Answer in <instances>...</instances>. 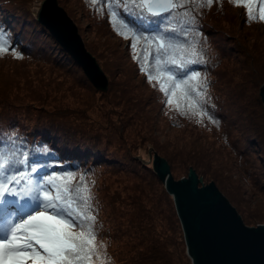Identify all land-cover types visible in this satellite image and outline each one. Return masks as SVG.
Segmentation results:
<instances>
[{
  "label": "trees",
  "instance_id": "trees-1",
  "mask_svg": "<svg viewBox=\"0 0 264 264\" xmlns=\"http://www.w3.org/2000/svg\"><path fill=\"white\" fill-rule=\"evenodd\" d=\"M30 1L0 0V26L19 57L12 51L0 54V157H6L5 162L17 170L38 165L41 174L71 173L74 187L83 177L92 197L96 244L102 256V260L94 257L92 264H184V243L173 200L167 196L170 214L154 185L162 181L143 163L134 150L136 144H151L166 159L175 178L182 170L187 175L184 167H191L206 180L204 160H221L227 177L241 190L243 201L236 203L240 209L242 203L264 198V111L258 94L259 83H264V54L260 52L264 50V22L259 20L264 0H253L255 19L243 4L213 0L211 6L196 9L193 26L181 22L188 17L169 21L177 29L176 34H169L175 35L173 43L185 45V53L191 52L190 46L200 53L199 60L185 72L174 66L170 70L180 78L191 72L200 74L190 85L206 83V89H200L204 91L201 110L206 115H194L189 100L179 93L172 105L166 103L159 82L147 79L149 72L159 75L154 53L146 56L150 46L143 40L137 42L134 52L132 38L117 34L110 22L109 0H98L96 5L78 0L80 7L76 2L81 18L88 21L86 28L100 42L99 47L90 43L85 47L108 78L105 93L92 87L37 23L25 7ZM128 20L148 32L157 31L160 24L133 16ZM258 25H263L262 32ZM136 54L139 60L133 59ZM173 56L179 60L181 53L172 49L166 59ZM185 58L193 59L190 55ZM121 80L132 95L119 89ZM161 81L169 86L166 77ZM177 103L184 114L177 110ZM25 157L27 165L21 163ZM118 175L128 178L124 188L116 190L110 186L114 180L110 177L117 179ZM150 177L153 180H147ZM242 218L247 226L262 223L253 214L243 212ZM155 232L158 237L152 235ZM140 239L147 241L149 250L139 247Z\"/></svg>",
  "mask_w": 264,
  "mask_h": 264
},
{
  "label": "snow or ice",
  "instance_id": "snow-or-ice-1",
  "mask_svg": "<svg viewBox=\"0 0 264 264\" xmlns=\"http://www.w3.org/2000/svg\"><path fill=\"white\" fill-rule=\"evenodd\" d=\"M90 2L96 5L98 0ZM99 2L103 3L104 0ZM233 2L243 4L248 9L249 17L255 19L253 0ZM212 4L213 0H119L118 3L109 0L108 3L110 22L117 34L125 39L132 38L134 52L137 42L143 40L150 46L145 49L146 56L154 53L159 75L147 73L148 81L159 82L168 105L174 103L173 97L177 93L188 99L189 109L194 110V115L208 114L201 110L204 91L200 90L206 89L207 85L192 87L190 82L199 79L198 72L180 78L170 70V66L185 72L188 65L199 60L200 53L194 46H190V53H185V45L173 43L175 35L169 34H176L177 29L169 21L177 16L188 17L181 22L193 26L196 23L193 15L196 9ZM128 16L149 20L150 23L159 21L158 30H142L128 20ZM259 20L264 22V6L260 8ZM183 35L187 38V31H183ZM172 49L181 53L179 60L175 56L166 59ZM9 51L19 58L0 26V54ZM188 55L193 59H186ZM133 59L139 60L140 57L136 54ZM141 71H145V68L141 67ZM161 77L167 78L168 87ZM176 108L184 114L180 104L177 103ZM6 159L0 157V264H92L94 257L102 260L96 244V215L91 206L92 197L83 177L74 187L71 173L41 174L38 165L17 170L11 168ZM21 163L27 165V157Z\"/></svg>",
  "mask_w": 264,
  "mask_h": 264
},
{
  "label": "water",
  "instance_id": "water-1",
  "mask_svg": "<svg viewBox=\"0 0 264 264\" xmlns=\"http://www.w3.org/2000/svg\"><path fill=\"white\" fill-rule=\"evenodd\" d=\"M32 14L92 87L105 92L104 72L57 0H35ZM259 97L264 111V86ZM153 170L172 196L192 264H264V224L245 225L214 182L201 185L192 168L186 178L175 180L167 162L154 153Z\"/></svg>",
  "mask_w": 264,
  "mask_h": 264
},
{
  "label": "rangeland",
  "instance_id": "rangeland-1",
  "mask_svg": "<svg viewBox=\"0 0 264 264\" xmlns=\"http://www.w3.org/2000/svg\"><path fill=\"white\" fill-rule=\"evenodd\" d=\"M34 1L35 0H31L30 2L25 3V7L27 9H29L31 11V13H32V8H33ZM57 2H58V5L61 6L66 11V13L68 14V16L75 23V25H76V27L78 29V33H79V35L81 36V38L83 40L84 46H85V43L86 44H89L90 43V44H93V45L99 47L100 46L99 40L96 39L92 35V33L90 32V30L88 28H86L88 26L87 25L88 24V21L83 20V18H81V16H80V11H81V10H79V7L81 6L80 1H78V0H57ZM76 2L78 3L79 7H78V5H77ZM67 6H69L73 10L72 11H69L67 9ZM2 8L4 10H6V12H7V8L4 5L2 6ZM237 13H238V15H242L241 12H239V11H237ZM241 27H242V25H241ZM257 30L259 32H262L263 31V25H258ZM252 36H253L252 38H254V39L261 40L260 38H258L257 35H252ZM36 40L37 41H42L41 37H39V36H36ZM260 52L262 54H264V50H260ZM92 56L95 58V56L93 54H92ZM97 63H98V61H97ZM107 66L109 67V69L112 68L110 65H107ZM100 68H101V66H100ZM105 76H106V74H105ZM106 78H107V76H106ZM107 81H108V78H107ZM259 84L260 85L258 86V94H259V89L264 86V83H262V82L259 83ZM118 86H120L119 89H122V90L124 89L125 90L126 95H132L133 92H132V90L130 91V88L129 87H123L122 80L120 81V84ZM119 91H121V90H119ZM105 92H103V93H105ZM252 94H253V92H252ZM97 112L99 113V111H97ZM94 116H98L99 117V114H94ZM143 128L144 129H147V127H143ZM160 141L163 142L164 140H160ZM142 144H136L134 146V148H135L134 150H136L139 153V155L142 158L141 160L143 161V163L149 164L152 167V169H153V154L155 153L158 156H160V155L155 151V149L152 147L151 144L147 145V147H145ZM181 144H184V143L181 142ZM143 149H145V150H143ZM136 157L139 158V156H136ZM162 158L164 159V157H162ZM213 159L215 161L209 160V157H207V160H209V161H205L204 160V168L207 171L208 177L211 178V179L207 178L206 180H203L204 177L203 178L198 177L200 179V184L201 185H205V184L210 183L211 181L214 182V184L216 185V187L218 188V190L222 193V195L228 200V202L231 204V206L235 208V210L237 211V213L240 215L242 221H243V218H242L243 217V212H245V213H248V214H253V216H255V217L259 218V219H262V223H260V225L264 224V198L263 199L261 197L260 198H256L254 201L248 203L247 205L244 204V203H242L243 204V208L240 209L239 208L240 205H238V204L236 205V203H240L241 200H242L240 198L241 190L240 189L238 190V188L235 187V185H234L235 182H234V180H233V178L231 176L227 177L228 176L227 171H225L222 168L221 160H219V159L217 160L216 157H214ZM164 160L166 161V159H164ZM167 164H168V162H167ZM176 164H177V162H175V163L173 162V165L174 166ZM169 167H170V165H169ZM189 168H191V167H186V168L184 167V169L186 170V172H187V170L189 172ZM102 169H103V167H102ZM170 172H171V175L173 176L174 173L172 174V170L171 169H170ZM147 173L149 175V171H147ZM119 174H125V173H119ZM178 176H179L178 178H175L174 176H173V178L175 180H179L181 178H186L187 177V175H185L184 170L180 171V174ZM127 178L128 177H126L124 175H118L117 179H116V177L115 178L110 177L111 181L114 179L112 183L110 182V186L112 188L116 189V190L122 189V188H124V185L126 184ZM147 180L150 181V180H153V179H151V177H150V179L148 178ZM151 183L153 184L154 182H151ZM162 184L156 183L154 185H155V187L158 188V192H160L161 198L164 199L163 205H164L165 211L171 214V201L169 199H167V196H171V195L167 192L164 184L163 185ZM171 198H172V196H171ZM171 200H173V199H171ZM242 210H243V212H242ZM178 224L180 225V222L179 221H178ZM250 226H252V225H250ZM177 230H178V228H177ZM180 230L182 232L181 225H180ZM181 232H179V233L177 232V234H180V236H181ZM157 234H158V232H155L152 235L154 237H158ZM177 234H176V237L178 236V239H179L180 236L177 235ZM152 235L150 234L147 237L150 238ZM160 238H162L161 235H160ZM168 238H172V237L169 236ZM181 239H182V243H184V254H185L184 264H192V258L190 256V254L188 252V249H187V246L185 244L183 232H182V236H181L180 240ZM163 240L166 241L165 238H163ZM139 245H140L139 246L140 248H142V249L145 248L144 251H146L147 249L149 250L147 241L144 242L143 239H140ZM143 254H147V253H143Z\"/></svg>",
  "mask_w": 264,
  "mask_h": 264
}]
</instances>
